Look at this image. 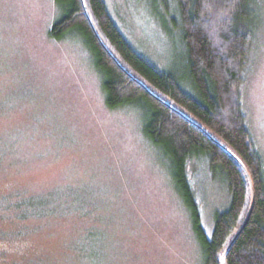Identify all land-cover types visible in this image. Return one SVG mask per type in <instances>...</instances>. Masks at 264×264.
I'll return each mask as SVG.
<instances>
[{"label": "rangeland", "instance_id": "rangeland-1", "mask_svg": "<svg viewBox=\"0 0 264 264\" xmlns=\"http://www.w3.org/2000/svg\"><path fill=\"white\" fill-rule=\"evenodd\" d=\"M105 1L134 48L179 68L165 11L175 0ZM257 7L241 102L264 164V0ZM61 13L55 0H0V264H205L171 161L144 133L146 111L107 105L83 39L50 36ZM188 173L210 238L227 180L204 156ZM21 200L35 213L7 210Z\"/></svg>", "mask_w": 264, "mask_h": 264}, {"label": "trees", "instance_id": "trees-1", "mask_svg": "<svg viewBox=\"0 0 264 264\" xmlns=\"http://www.w3.org/2000/svg\"><path fill=\"white\" fill-rule=\"evenodd\" d=\"M55 1L62 15L49 34L83 39L102 76L107 105L136 104L146 111L144 133L171 161L205 264H264V164L241 102L261 21L258 0H175L176 11L165 5L174 14L169 31L182 52L179 68L170 71L133 47L105 0ZM202 156L214 172L223 171L230 194L229 207L215 214L210 238L188 175L191 161ZM25 203L7 210L23 218L35 213Z\"/></svg>", "mask_w": 264, "mask_h": 264}]
</instances>
